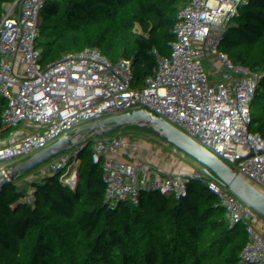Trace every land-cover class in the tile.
<instances>
[{
	"label": "trees",
	"instance_id": "16d2710c",
	"mask_svg": "<svg viewBox=\"0 0 264 264\" xmlns=\"http://www.w3.org/2000/svg\"><path fill=\"white\" fill-rule=\"evenodd\" d=\"M5 12L13 26L42 13L52 27L32 39L14 75L32 85L19 91L14 132L0 136V200L51 182L68 197L85 194V220L96 221L110 186L125 188L132 147L146 131L142 108L179 102L205 80L244 77L239 113L202 118L173 183L215 209L204 264H258L264 181L249 175L264 164V65L254 66L264 0H0ZM4 38L7 50L21 44L14 28ZM85 260L98 261L71 264Z\"/></svg>",
	"mask_w": 264,
	"mask_h": 264
},
{
	"label": "built area",
	"instance_id": "2783aa9c",
	"mask_svg": "<svg viewBox=\"0 0 264 264\" xmlns=\"http://www.w3.org/2000/svg\"><path fill=\"white\" fill-rule=\"evenodd\" d=\"M9 4V3H8ZM8 4L5 7H8ZM52 27L38 14L35 23H17L21 44L7 50L0 43V136L11 134L24 112L19 91L31 86L14 75L28 54L32 39ZM264 65V50L254 66ZM237 83L205 80L198 92L161 109L142 108L146 120L143 137L132 147L130 174L123 190L112 192L109 208L94 222L85 220L86 195L68 197L51 182L23 186L0 200V264H29L60 250L102 243L134 264H204L206 234L214 208L185 195L173 183L184 157L202 134L203 113L234 117L242 100ZM233 111V112H232ZM232 112V113H231ZM264 181V164L258 163L249 181ZM247 185L235 195L240 197ZM156 191L174 193L173 212L166 214ZM264 264V255L258 260Z\"/></svg>",
	"mask_w": 264,
	"mask_h": 264
},
{
	"label": "water",
	"instance_id": "95a60500",
	"mask_svg": "<svg viewBox=\"0 0 264 264\" xmlns=\"http://www.w3.org/2000/svg\"><path fill=\"white\" fill-rule=\"evenodd\" d=\"M81 259H95L105 264H134L102 243L80 245L60 250L32 264H71Z\"/></svg>",
	"mask_w": 264,
	"mask_h": 264
},
{
	"label": "rangeland",
	"instance_id": "374dc122",
	"mask_svg": "<svg viewBox=\"0 0 264 264\" xmlns=\"http://www.w3.org/2000/svg\"><path fill=\"white\" fill-rule=\"evenodd\" d=\"M4 15H6V17H4V18L2 19V21H3V22H2V25L4 26V25L8 24V26H9V30H12V29L14 28V26L10 23V21H9V19H8V16H7V13H6V12H5V14H3L2 16H4ZM2 16H1L0 18H2ZM208 112H209L208 109H205V110L203 111L204 114H206V113H208ZM187 157H188V155H186V156L184 157V160H185ZM156 196H157L158 200L160 201L159 203L162 204V206L164 207V212H165L166 214H170V213H172V212H173V209H172V207H171V205H170V202H171V203L176 202L177 197L175 196V194H174V193H171V192H168V191H164V192H163V195H162L160 191H156ZM96 262H98V261H94V260H85V261L80 262V263H77V264H100V263H96ZM29 264H32V262H29ZM101 264H103V263H101Z\"/></svg>",
	"mask_w": 264,
	"mask_h": 264
},
{
	"label": "crops",
	"instance_id": "0c3cea01",
	"mask_svg": "<svg viewBox=\"0 0 264 264\" xmlns=\"http://www.w3.org/2000/svg\"><path fill=\"white\" fill-rule=\"evenodd\" d=\"M4 17H6V15H4V16H2V18H0V43H2V41H3V39H5L4 37H5V35L7 34V32H9L10 30H9V26H8V24H6V25H2V19L4 18Z\"/></svg>",
	"mask_w": 264,
	"mask_h": 264
},
{
	"label": "bare ground",
	"instance_id": "6f19581e",
	"mask_svg": "<svg viewBox=\"0 0 264 264\" xmlns=\"http://www.w3.org/2000/svg\"><path fill=\"white\" fill-rule=\"evenodd\" d=\"M232 112H233V111H232ZM232 112H231V113H232Z\"/></svg>",
	"mask_w": 264,
	"mask_h": 264
}]
</instances>
